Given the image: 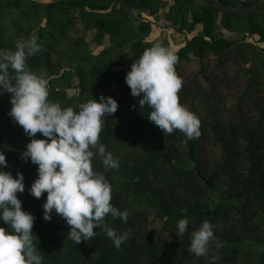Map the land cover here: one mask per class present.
<instances>
[{"label": "trees", "instance_id": "16d2710c", "mask_svg": "<svg viewBox=\"0 0 264 264\" xmlns=\"http://www.w3.org/2000/svg\"><path fill=\"white\" fill-rule=\"evenodd\" d=\"M220 1L238 6L233 0ZM166 3L58 0L44 10L42 3L33 0H0V21L13 17L18 23L28 22L42 13L47 18L45 25L21 28L14 24L15 38L37 35L41 45V51L26 60L32 71L53 69L46 50L48 40L62 39L76 21L85 30L108 35L120 49H102L91 62L85 47L74 71L48 82L49 100L62 107L75 109L101 94L118 102L117 111L104 118L98 142L118 159L119 168L105 170L96 155L91 164L111 186L110 203L128 212L127 222L105 217L110 227L127 233L119 248L101 228L94 229L96 234L89 240L76 244L68 238L69 225L60 215L53 212L51 220L43 218L46 193L37 199L29 192L37 178V165L21 158L31 138L8 114L11 94L0 99L4 170L14 177L17 172L24 176L25 190L17 196L22 209L35 217L33 243L42 264H208L212 256L217 257L214 264H264L260 250L264 249V46L260 45L264 44V9L256 6L253 12L239 16L215 10L207 0H172L167 18L177 31H192L197 23L203 24L202 32L174 52L175 70L182 79L179 101L200 121V135L189 138L179 130L164 134L147 118L151 109L147 105L140 108L139 97L131 95L125 82L131 64L146 48L157 42L169 48L166 38L147 40L151 24L142 15L143 11L156 14ZM222 27L244 34L228 40ZM255 35L257 42L250 41ZM14 46L5 49L0 40V49ZM72 76L79 78L80 92L69 96ZM114 83L118 89H111ZM36 136L43 138L40 133ZM208 149L221 154L209 171L204 162H197ZM211 177L210 185L205 179ZM182 217L189 223L180 238L176 228ZM205 220L213 225L214 240L221 246L216 248L213 243L209 256L196 257L188 252L191 232ZM0 226L7 228L2 221ZM248 241L257 246L245 249L242 244Z\"/></svg>", "mask_w": 264, "mask_h": 264}, {"label": "clouds", "instance_id": "9594fccd", "mask_svg": "<svg viewBox=\"0 0 264 264\" xmlns=\"http://www.w3.org/2000/svg\"><path fill=\"white\" fill-rule=\"evenodd\" d=\"M37 41L31 36L17 41L14 49H0V93L11 94L8 114L31 138L21 158L37 165V178L29 192L37 199L46 193L43 218L51 220L53 212L60 215L69 225L68 238L76 244L89 240L96 234L94 229L101 228L119 248L127 233L117 232L104 221L111 215L127 222L128 212L110 203L111 186L91 164L96 155L105 170L119 168L118 159L98 142L103 120L117 111L118 102L101 94L74 109L49 100L44 73L32 71L26 64L28 57L41 51ZM176 62L171 49L154 43L133 61L125 82L131 95L139 97L140 108L147 105L151 109L147 118L164 134L179 130L189 138L198 137L199 119L179 101L182 79L175 70ZM37 133L43 138H37ZM6 165V157L0 152V221L7 225L0 226V264H42L43 258L33 243L35 217L22 209L17 196L25 190L24 176L17 172L14 177L4 170ZM188 223L186 217L177 221L178 237L188 230ZM213 243L216 248L221 246L214 240L213 225L202 221L191 232L188 252L207 257ZM216 259L212 256L208 264Z\"/></svg>", "mask_w": 264, "mask_h": 264}, {"label": "rangeland", "instance_id": "374dc122", "mask_svg": "<svg viewBox=\"0 0 264 264\" xmlns=\"http://www.w3.org/2000/svg\"><path fill=\"white\" fill-rule=\"evenodd\" d=\"M35 2L42 3V8L44 10H48L49 7L53 8V4L58 0H33ZM236 3V1L234 0ZM238 4V3H237ZM32 4L28 5V8H30ZM257 9L262 10L264 9V2H261ZM145 19H147V15L144 16ZM164 18H167V15L164 14ZM47 18L43 16V13L40 14V17L31 18L28 22L20 21L19 23L15 21V18L13 17H6L4 20L0 21V40L2 41V47L7 49L9 45H15L17 41H21L14 37V24L20 26L21 28H26L27 25H45ZM158 20V19H156ZM167 20V19H166ZM169 24V23H168ZM70 29V30H69ZM67 31V34L59 40H48L49 43L48 46H46V50H49L50 52V61L53 67L51 70L48 71V67L39 68L37 69V73H44L47 81H51L54 78H57L67 71H74L77 66V60H82V58H79L81 54H83L85 47L89 49L90 54L92 56L91 62L95 60L96 54L102 50V49H116L120 50L119 48H115L108 35H103L100 30L91 29V30H85L83 26L81 25L80 21H76L75 24L69 28ZM158 28L152 30L151 35L149 39L147 40H157L160 37L166 35L167 33V26H160L159 30ZM165 29V30H162ZM36 35V34H35ZM174 36L173 38V45L170 47V49L175 52L182 43H185L184 37L179 35V33L175 32L172 34ZM37 36V35H36ZM229 39H236L239 37V35H227L226 36ZM254 41L257 42L258 36H254ZM85 42V46H81L83 41ZM78 43V44H77ZM81 46V47H80ZM263 46V45H262ZM126 52H124L125 54ZM72 85L70 88L67 89V93L69 96L78 95L80 92V85H79V78L77 76H72L71 78ZM61 88V86L57 85ZM111 89H118L119 85L117 83L112 84ZM10 95V93H7L6 91L3 93H0V99H6ZM162 145L161 143H159ZM185 144V142H184ZM186 145V144H185ZM185 147V146H183ZM220 153L216 152L215 150L208 149L205 154H203L199 159H197V162H204V166L206 170L209 171V168L213 167L220 158ZM216 158L217 161L212 160ZM214 161V162H213ZM219 185V183L217 184ZM217 187V186H216ZM217 190V188H215ZM219 190V189H218ZM212 193V192H211ZM220 193V191H219ZM235 203V202H234ZM175 243V241H174ZM243 247L245 249H249L250 247L257 246V243L255 242H244Z\"/></svg>", "mask_w": 264, "mask_h": 264}, {"label": "crops", "instance_id": "0c3cea01", "mask_svg": "<svg viewBox=\"0 0 264 264\" xmlns=\"http://www.w3.org/2000/svg\"><path fill=\"white\" fill-rule=\"evenodd\" d=\"M171 4H172V0H167L166 5L158 13H156V14L149 13L148 11H143L142 12V15L143 16H146L147 15V19L146 20H148L150 22V24H151V31L150 32H152V30L154 31V29H156V28H158L157 30H159V27L160 26H167L168 29H166L167 30L166 35L160 37L159 39L166 38L168 40V42H169V49H170V47L174 46L173 45V38H174V36L172 34H174L175 32H177V33H179V35L183 36L184 37V41L186 43V41L189 40V39H191L194 35H196L197 33H200V32L203 31V24L202 23H197L195 25L194 30H192V31H188L186 29H184L181 32L180 31H177L175 29V26L172 24V22L168 18H166L167 20L164 18V14L167 15V13L169 11V7H170ZM254 9L252 10V12L254 11ZM156 19H158V20H156ZM162 30H165V29H162ZM220 31H221L222 35L226 39H228V40H236V39H239L244 34V32L232 31V30H229V29H227L225 27H222L220 29ZM150 35H151V33L146 38L149 39ZM227 35H231V36L232 35H239V37L236 38V39H229V38L226 37ZM255 36H257V35H255ZM254 39H255L254 36H252V37L249 38V40L252 41V42H255ZM185 43H182L177 48L179 49L180 47L184 46ZM260 45L261 46L262 45L264 46V44H260Z\"/></svg>", "mask_w": 264, "mask_h": 264}, {"label": "water", "instance_id": "95a60500", "mask_svg": "<svg viewBox=\"0 0 264 264\" xmlns=\"http://www.w3.org/2000/svg\"><path fill=\"white\" fill-rule=\"evenodd\" d=\"M207 1L210 3L211 7L214 8L215 10L221 11L223 13H235L239 16L249 14L256 6H258L261 2H264V0H261L250 6H230L223 3L220 0H207ZM193 169L197 170V172L200 173L197 167H194ZM212 179L213 177L205 179V181L211 185Z\"/></svg>", "mask_w": 264, "mask_h": 264}, {"label": "built area", "instance_id": "2783aa9c", "mask_svg": "<svg viewBox=\"0 0 264 264\" xmlns=\"http://www.w3.org/2000/svg\"><path fill=\"white\" fill-rule=\"evenodd\" d=\"M238 3V6H249L252 3H256L261 0H235Z\"/></svg>", "mask_w": 264, "mask_h": 264}]
</instances>
